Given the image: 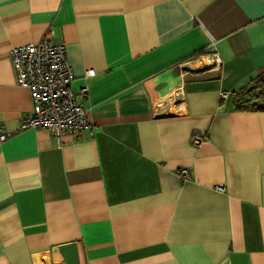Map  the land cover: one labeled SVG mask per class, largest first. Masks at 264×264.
Wrapping results in <instances>:
<instances>
[{"label": "crops", "instance_id": "crops-1", "mask_svg": "<svg viewBox=\"0 0 264 264\" xmlns=\"http://www.w3.org/2000/svg\"><path fill=\"white\" fill-rule=\"evenodd\" d=\"M48 31L88 86L60 141L10 57ZM258 76L264 0H0V264H264Z\"/></svg>", "mask_w": 264, "mask_h": 264}, {"label": "built area", "instance_id": "built-area-1", "mask_svg": "<svg viewBox=\"0 0 264 264\" xmlns=\"http://www.w3.org/2000/svg\"><path fill=\"white\" fill-rule=\"evenodd\" d=\"M10 57L19 82L30 88L33 101L32 109L21 119L19 130L45 127L60 141L65 132L78 134L80 130L91 129L89 110L83 103L88 86L72 88L74 74L65 47L52 42L50 31L37 43L11 46ZM214 59L218 64L216 53ZM221 97L227 98L228 93L221 91ZM10 134L1 133L0 140ZM200 140L194 136L191 141L198 144Z\"/></svg>", "mask_w": 264, "mask_h": 264}, {"label": "trees", "instance_id": "trees-1", "mask_svg": "<svg viewBox=\"0 0 264 264\" xmlns=\"http://www.w3.org/2000/svg\"><path fill=\"white\" fill-rule=\"evenodd\" d=\"M231 104L238 110L264 109V82L260 76L251 79L246 86L233 91Z\"/></svg>", "mask_w": 264, "mask_h": 264}]
</instances>
